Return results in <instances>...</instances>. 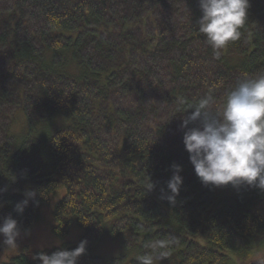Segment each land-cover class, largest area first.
Here are the masks:
<instances>
[{
	"label": "trees",
	"instance_id": "16d2710c",
	"mask_svg": "<svg viewBox=\"0 0 264 264\" xmlns=\"http://www.w3.org/2000/svg\"><path fill=\"white\" fill-rule=\"evenodd\" d=\"M249 4L240 39L217 58L197 30L198 0H0V223L11 216L27 231L64 187L52 233L82 232L8 264H41L38 254L81 241L76 264H139L147 244L166 239L175 243L156 264L264 260L254 258L264 253V190L215 195L182 143L199 121L181 128L201 98L218 107L238 81L264 74V0ZM174 164L183 183L170 204ZM106 229L122 253L89 255Z\"/></svg>",
	"mask_w": 264,
	"mask_h": 264
},
{
	"label": "clouds",
	"instance_id": "9594fccd",
	"mask_svg": "<svg viewBox=\"0 0 264 264\" xmlns=\"http://www.w3.org/2000/svg\"><path fill=\"white\" fill-rule=\"evenodd\" d=\"M201 16L198 32L206 38L218 58L220 50L241 37V27L247 21L249 0H198ZM192 112L182 120L181 128L199 121L198 127L183 133L182 143L189 154L194 173L204 186L233 188L247 185L264 190V74L244 78L226 94L221 105L214 108L211 96L201 98ZM173 175L167 182L170 204L175 203L183 183L180 165H172ZM154 185L148 179L147 191ZM35 195L26 193L28 198ZM28 204L25 199L15 205L22 214ZM87 224V223H84ZM0 235L8 249H17L20 235L17 221L11 216L0 223ZM174 240H156L146 247L151 253L137 257L139 264H156L167 258ZM87 241L73 250H58L51 255L38 254L41 264H76L86 251Z\"/></svg>",
	"mask_w": 264,
	"mask_h": 264
},
{
	"label": "rangeland",
	"instance_id": "374dc122",
	"mask_svg": "<svg viewBox=\"0 0 264 264\" xmlns=\"http://www.w3.org/2000/svg\"><path fill=\"white\" fill-rule=\"evenodd\" d=\"M24 123L25 122L23 118L18 115L14 131L21 130L24 126ZM54 124L61 126L64 125V122L61 118H58ZM208 187L217 196L228 194L227 186ZM64 194L65 188L59 187L50 197L48 205L40 210L38 217L32 226L27 231H20V235L16 240L17 249H8L7 246L3 244L4 237L0 235V264H8L13 257L18 255H25L26 257L33 259L37 252L52 249L54 247H61L64 245H73L78 242L82 232L76 226H73L69 234L63 239L55 237L52 233L54 226L52 210L55 203L60 200ZM121 253L122 249L119 238H111L107 233V229L102 235L100 241L89 251V255L99 256L105 259L117 257ZM263 255V252H257L255 253L254 258H259Z\"/></svg>",
	"mask_w": 264,
	"mask_h": 264
},
{
	"label": "flooded vegetation",
	"instance_id": "af4514ba",
	"mask_svg": "<svg viewBox=\"0 0 264 264\" xmlns=\"http://www.w3.org/2000/svg\"><path fill=\"white\" fill-rule=\"evenodd\" d=\"M253 263H256V264H264V260H259V261L253 262ZM249 264H252V262H250Z\"/></svg>",
	"mask_w": 264,
	"mask_h": 264
},
{
	"label": "water",
	"instance_id": "95a60500",
	"mask_svg": "<svg viewBox=\"0 0 264 264\" xmlns=\"http://www.w3.org/2000/svg\"><path fill=\"white\" fill-rule=\"evenodd\" d=\"M252 264H256V263H252Z\"/></svg>",
	"mask_w": 264,
	"mask_h": 264
}]
</instances>
